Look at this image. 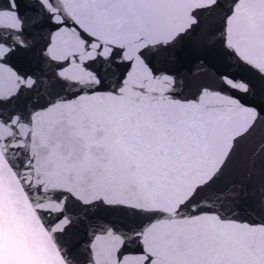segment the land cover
I'll return each mask as SVG.
<instances>
[{
    "label": "water",
    "instance_id": "95a60500",
    "mask_svg": "<svg viewBox=\"0 0 264 264\" xmlns=\"http://www.w3.org/2000/svg\"><path fill=\"white\" fill-rule=\"evenodd\" d=\"M0 264H94L72 0H0Z\"/></svg>",
    "mask_w": 264,
    "mask_h": 264
}]
</instances>
